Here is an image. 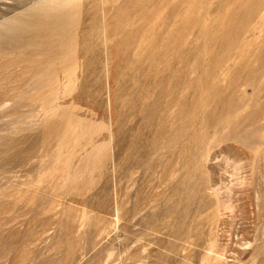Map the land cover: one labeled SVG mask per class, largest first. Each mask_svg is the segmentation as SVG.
<instances>
[{
  "label": "rangeland",
  "instance_id": "1",
  "mask_svg": "<svg viewBox=\"0 0 264 264\" xmlns=\"http://www.w3.org/2000/svg\"><path fill=\"white\" fill-rule=\"evenodd\" d=\"M0 264H264V0H0Z\"/></svg>",
  "mask_w": 264,
  "mask_h": 264
}]
</instances>
